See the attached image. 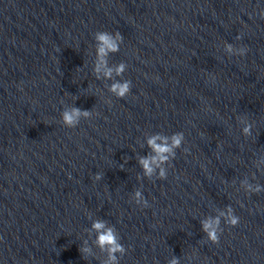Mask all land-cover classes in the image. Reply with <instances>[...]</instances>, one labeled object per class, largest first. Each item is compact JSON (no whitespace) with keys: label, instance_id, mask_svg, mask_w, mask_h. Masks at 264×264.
<instances>
[{"label":"clouds","instance_id":"obj_1","mask_svg":"<svg viewBox=\"0 0 264 264\" xmlns=\"http://www.w3.org/2000/svg\"><path fill=\"white\" fill-rule=\"evenodd\" d=\"M259 15L264 19V9L259 11ZM241 37L238 36L237 39ZM96 41V62L93 67V71L97 76V79L101 77L112 80L113 82L108 86V92L118 99L125 98L132 88V82L130 80H117L116 77H121L127 70V65L124 62H120L115 66H109L108 56L111 53H117L120 50V45L123 43L124 36L120 31L110 33L107 31H97L94 34ZM224 51L229 55L245 56L248 52L247 46L235 47L231 43L224 44ZM109 103L111 100L108 101ZM98 115V114H97ZM93 116L92 110H82L78 107L71 106L65 107L61 112V122L65 127L76 128L81 119H90ZM244 135L252 134V125L246 124L243 128ZM185 141L183 132H176L170 136H163L159 133L153 134L147 137L146 144L150 148V153L147 156H141L138 158V163L143 170V177L152 180L154 177L158 180L167 179V168L170 160L175 159L176 150L179 149ZM187 152V149H184ZM123 167V165H121ZM103 178L102 174L96 173L94 179L99 181ZM245 190L249 194L260 193L264 191L259 184L253 186L244 182ZM137 205L142 208L149 207L148 201L145 199L142 191L136 189L131 197ZM221 218L226 225L235 227L239 223V217L234 215V209L229 205L226 211L220 212L219 216L208 217L201 221L202 230L205 233L208 241L213 244H218L220 240V234L223 232L221 228ZM90 231L96 233L95 244L101 250L107 253V259L103 264H119L120 258L123 257L127 249L120 242V236L113 225H109L107 221L96 219L93 220ZM79 252L83 259L92 255V249L85 244L79 247ZM119 254V255H117ZM167 264H180L179 257L173 255L171 259L167 261Z\"/></svg>","mask_w":264,"mask_h":264}]
</instances>
